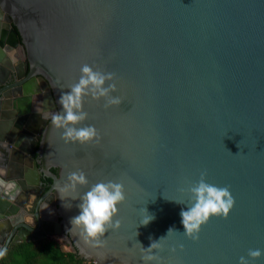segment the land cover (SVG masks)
<instances>
[{
  "label": "water",
  "instance_id": "95a60500",
  "mask_svg": "<svg viewBox=\"0 0 264 264\" xmlns=\"http://www.w3.org/2000/svg\"><path fill=\"white\" fill-rule=\"evenodd\" d=\"M2 19L0 64L9 66L4 52L19 49L52 113L61 110L60 93L78 80L84 63L116 74L114 94L122 103L106 107L103 99L85 98V123L101 131L100 143L66 142L45 117L28 145L22 135L0 142V248L57 236L94 264H146L142 245L167 236L170 227L180 232L155 250L163 264H239L249 249L264 248V0H0ZM4 135L0 129L5 142ZM15 149L31 162L19 176L24 180L3 174ZM78 169L91 183H125L121 227L107 231L103 244L72 222L79 200L60 192ZM203 171L209 182L229 187L236 203L195 240L183 232L187 205L172 199L190 201L186 189ZM42 176L52 181L45 193ZM35 189L33 205L45 196L54 200L61 219L50 224L55 230L34 229L18 217ZM141 208L155 216L147 225L140 223ZM249 259L264 264V256Z\"/></svg>",
  "mask_w": 264,
  "mask_h": 264
},
{
  "label": "clouds",
  "instance_id": "9594fccd",
  "mask_svg": "<svg viewBox=\"0 0 264 264\" xmlns=\"http://www.w3.org/2000/svg\"><path fill=\"white\" fill-rule=\"evenodd\" d=\"M81 75L78 80L68 85L67 90H63L59 96L61 110L51 113L53 125L62 130V136L66 142L90 144L100 143L103 140L101 131L95 124L85 123L89 118V113L85 109V98L91 97L95 100L103 99L105 106L118 105L122 103V98L116 95L118 85L115 83L116 74L93 67L84 63L80 68ZM112 81L111 83H109ZM48 113H45L47 118ZM81 186H87V190L80 192ZM190 193V201L175 200L182 205L181 223L184 230L192 239L198 240L203 226L214 216L227 218L235 206V197L227 186H220L211 183L207 179V172L200 174V179L190 183L186 189ZM62 194H74L73 198L79 200V213L72 218V222L81 227L89 238H95L97 244H103V235L111 230L119 229L122 221L118 219L120 205L127 200L125 183L122 180L109 179L99 180L91 183L88 174L83 169L69 172L67 182L61 188ZM63 198V195L61 196ZM142 219L140 223L147 225L154 218V214H149L147 208H141ZM173 232H180L174 227H170L167 236L159 240H153L149 247L142 244L141 251L144 253L146 264L152 261H160L155 250L164 247L162 242ZM184 247L183 244L180 245ZM173 251L176 246L173 245ZM6 248H0V256L5 255ZM264 256V248H251L247 256H240L239 264H252L251 258Z\"/></svg>",
  "mask_w": 264,
  "mask_h": 264
},
{
  "label": "flooded vegetation",
  "instance_id": "af4514ba",
  "mask_svg": "<svg viewBox=\"0 0 264 264\" xmlns=\"http://www.w3.org/2000/svg\"><path fill=\"white\" fill-rule=\"evenodd\" d=\"M0 24H5V21L2 19ZM1 50L3 52L5 51V49ZM10 50V52H4V61L9 66H2L0 64V129H3V132H5V142L4 140H0V142L8 143V140L17 141L22 135L24 139L21 144L28 145L30 143L29 139L34 135L35 130L41 129L42 125L39 124V122H44L45 113H48L45 119H48V122L50 121V115L53 109L46 95L47 92L43 89V84L36 79L34 81L32 78L28 79L25 59L20 53V50L14 48ZM34 83L36 85L33 88L34 91L25 95V90L28 88V85H34ZM45 127L46 125L43 126L42 130H44ZM37 134L38 133H36V135ZM15 154L14 151L10 152V156L6 161L8 165L7 171L3 174L7 177H15L16 180H24V178L19 176L21 173H29V170L32 169L31 162L26 158L17 160L13 158ZM2 155L3 154H0V156ZM1 161L3 160L0 158V163ZM52 172L56 175L59 174L58 169H52ZM3 174L1 172V175ZM41 180L42 186L45 187V193L51 187L52 181L49 178H44V176L41 177ZM21 192H23V190H21ZM31 193L30 198L32 201H29L24 206L18 207V217L30 224L34 229L40 226L39 230L45 227L48 230H55L56 228L50 224H57L61 219L56 212L54 200L50 199V196H45L42 200L41 197L36 205H33L32 202H34L38 192H36L35 189L34 192ZM19 230H17L15 235H18ZM12 233L13 230L8 231L6 240L11 237ZM60 238L63 239V237Z\"/></svg>",
  "mask_w": 264,
  "mask_h": 264
},
{
  "label": "trees",
  "instance_id": "16d2710c",
  "mask_svg": "<svg viewBox=\"0 0 264 264\" xmlns=\"http://www.w3.org/2000/svg\"><path fill=\"white\" fill-rule=\"evenodd\" d=\"M0 264H94L63 249L53 237L12 246Z\"/></svg>",
  "mask_w": 264,
  "mask_h": 264
},
{
  "label": "rangeland",
  "instance_id": "374dc122",
  "mask_svg": "<svg viewBox=\"0 0 264 264\" xmlns=\"http://www.w3.org/2000/svg\"><path fill=\"white\" fill-rule=\"evenodd\" d=\"M55 240H57L58 242L61 243L63 249L67 250V251H72L71 249V245L64 239L60 238V237H53Z\"/></svg>",
  "mask_w": 264,
  "mask_h": 264
},
{
  "label": "bare ground",
  "instance_id": "6f19581e",
  "mask_svg": "<svg viewBox=\"0 0 264 264\" xmlns=\"http://www.w3.org/2000/svg\"><path fill=\"white\" fill-rule=\"evenodd\" d=\"M5 146H6V145H5ZM16 151H17V150L15 149V150H14V153H16L17 158H18V159L23 158V156H21V153H17V152H19V151H17V152H16ZM17 158H16V159H17ZM18 159H17V160H18Z\"/></svg>",
  "mask_w": 264,
  "mask_h": 264
}]
</instances>
